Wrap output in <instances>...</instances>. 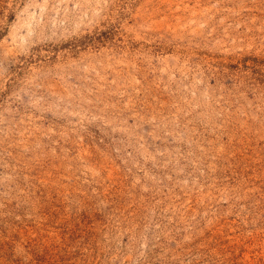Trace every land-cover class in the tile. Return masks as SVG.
<instances>
[{
	"label": "rangeland",
	"instance_id": "rangeland-1",
	"mask_svg": "<svg viewBox=\"0 0 264 264\" xmlns=\"http://www.w3.org/2000/svg\"><path fill=\"white\" fill-rule=\"evenodd\" d=\"M0 264H264V0H0Z\"/></svg>",
	"mask_w": 264,
	"mask_h": 264
}]
</instances>
